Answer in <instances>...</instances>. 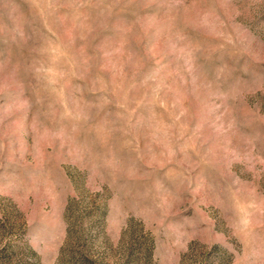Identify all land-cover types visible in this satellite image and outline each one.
I'll use <instances>...</instances> for the list:
<instances>
[{
  "label": "rangeland",
  "instance_id": "1",
  "mask_svg": "<svg viewBox=\"0 0 264 264\" xmlns=\"http://www.w3.org/2000/svg\"><path fill=\"white\" fill-rule=\"evenodd\" d=\"M0 264H264V0H0Z\"/></svg>",
  "mask_w": 264,
  "mask_h": 264
}]
</instances>
